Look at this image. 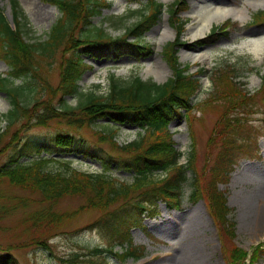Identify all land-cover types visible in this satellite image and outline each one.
<instances>
[{
	"label": "trees",
	"instance_id": "1",
	"mask_svg": "<svg viewBox=\"0 0 264 264\" xmlns=\"http://www.w3.org/2000/svg\"><path fill=\"white\" fill-rule=\"evenodd\" d=\"M46 1L54 4L62 16L53 25L48 38L40 42L26 40V21L15 0L12 2L15 28L11 27L0 9V58L9 65L13 78L24 79V85L19 92L20 88L7 86L10 79L0 77V91H6L15 104L8 113L11 122L30 115V105L23 106L17 97L25 88H30L31 91L35 89V81L40 78V63L43 59H54L62 48L59 85L53 89L47 83L46 87L59 93L63 108L59 110L50 100L44 103V111L36 117L38 124L42 125L54 118L69 117L70 113H74L78 115L75 119L70 118V125L81 127L107 116L113 122H132L144 128L146 133L139 140L123 147L131 154L130 159L123 160V168L134 174L131 183L121 182L105 173L94 174L77 170L69 161L63 162V167L56 170L50 167L52 160L48 158L20 162L19 155H27L34 150L41 151L39 144L30 141L24 143L14 157L11 156L0 166V183L6 180L14 187L38 193L40 201L49 204L30 214L27 221H45L57 226L63 219L77 212L57 213L53 211L52 205L65 197L82 198L85 200L86 209L106 212L90 226H99L108 237V243L106 248L93 247L85 258L76 253L73 259L63 261L72 264H106V258L110 254L122 262L130 258L139 259L144 255L145 248L134 243L131 228L141 218L158 214L160 202L170 209L180 208L185 186L189 184L191 202L196 203L203 199L208 205L218 227L227 264H254L264 250L262 246L255 248L249 262L248 251L234 242L230 248L227 246L228 241H233L236 237V221L232 215L234 209L228 205L227 194L219 187L221 183L229 181L230 173L235 170L241 158L256 155L257 138H252L251 131L244 126V120H248L245 114L253 111L250 107L254 97L233 81L225 65L215 70L208 98L209 101L219 103L223 113L207 143L208 159L199 167L193 115L200 105L195 97L203 87L201 74H205L206 70L200 69L192 73L189 64L183 65L179 61V49L185 45L181 40L184 22L180 18V12L187 8V1L176 0L168 7L170 21L178 24L177 38L167 42L162 51L172 70L169 79L158 83L144 80L139 75L128 80H119L112 75L109 91L103 96H98L93 91H82L79 82L85 71L92 66L86 63L81 53L94 51L119 57L130 52L138 59L150 56L153 47L143 38L161 20L163 5L157 0H137L141 3V8L131 10V13H139L140 18L127 26L124 33L112 35L104 27L92 23V18L101 15L105 8L111 7L108 0ZM126 17L120 16L119 21H124ZM256 22L264 23V11L256 15ZM77 29L81 34L79 38L74 34ZM228 34L226 30L220 34L214 29L206 40L199 41L198 44L215 42L221 35ZM129 36L134 40H128ZM67 96H78V104L72 106L67 101ZM178 117L187 120L191 132L192 144L185 164L179 161L181 151L177 149L174 132L170 129V124ZM115 131L110 130L106 137H113ZM4 135L5 133H0V142ZM242 135L247 138H240ZM74 140V136L69 133H59L56 144L68 149ZM121 201L122 205L109 210ZM35 240L36 244L49 248L47 239L38 237L32 239L31 244ZM117 247H121V250ZM11 248L3 249L5 254L0 253V264H20L9 251Z\"/></svg>",
	"mask_w": 264,
	"mask_h": 264
},
{
	"label": "rangeland",
	"instance_id": "2",
	"mask_svg": "<svg viewBox=\"0 0 264 264\" xmlns=\"http://www.w3.org/2000/svg\"><path fill=\"white\" fill-rule=\"evenodd\" d=\"M17 1L27 21L26 38L31 42L46 40L51 27L61 17V12L46 0ZM109 1L111 7L104 9L100 16L92 18L93 25L102 26L106 32L118 35L124 33L127 26L140 18L139 13H131V9L135 10L140 7L136 0ZM158 1L169 5L174 0ZM187 1L189 6L182 12L186 21L183 39L189 43L194 40L188 38L187 33L200 23L202 16L210 8L214 11L224 6L234 8L246 6L248 9L247 16L240 19L229 16L226 20H213L212 27H215L222 24L223 20L227 22L230 19L234 24L230 35L221 37L214 44L186 45L181 48L180 60L184 63L190 62L192 72L201 67L208 70L202 76L203 88L195 97V100L200 101V105L193 115L199 167H202L208 159L207 143L223 113L222 106L217 102L209 101L208 98V90L213 81L212 72L224 64L229 74H239L235 81H239L241 86L254 97L252 100L254 110L246 115L248 120H244V126L251 131L252 138H257L259 156L256 154L252 158H241L231 174L230 182L220 185V188L228 194L229 205L234 208V218L237 222V237L233 238V241H228L227 244L230 247L234 242L250 252L260 242H264V236L262 238L264 234V88H261V76L264 75V54L263 57L257 58L245 48L241 49L239 45L243 41L264 38V25L251 23L253 15L264 10V0ZM257 4L260 6H256ZM0 8L4 10L8 21L14 26L11 1L0 0ZM120 16L127 17L124 21H119ZM166 23H170L168 12L162 15L157 27L146 33L144 41L151 43L154 51L146 58L138 59L130 52L123 53L119 57L113 54H98L94 51L82 52L81 55L86 63L92 65V68H88L83 75L82 91H93L99 96L106 95L112 75L119 80H128L134 75L151 81L167 80L172 75V71L162 56L161 47L168 40L175 38L177 33L170 24L166 26ZM165 29L168 34L164 33ZM79 33L80 30L77 29L74 33L75 37L79 38L81 36ZM133 39L132 36L128 37L130 41ZM62 50V48L58 50L54 59L42 58V62H39L40 78L35 81L34 91L29 92L31 98L29 99L26 93L20 97L23 105L30 103L32 108L30 115L20 118L15 123L11 122L7 113L13 108L12 99L6 92L0 91V133H5L0 142V166L5 164L11 156L14 157L24 143L30 141L41 145V152L34 150L27 155H19L20 162H30L41 156L69 159L72 160L70 162L72 167L76 169L91 173L105 172L119 181L132 182L134 174L123 168V160L130 159L131 154L121 147L136 137L135 140H139L138 135L141 129L134 123L129 121L116 123L106 116L92 124L85 123L80 127L76 124H69L70 118L75 119L78 115L70 113L69 117L54 118L42 125L38 124L36 115L44 109V102L50 100L53 106L60 110L63 108L59 93L51 92L46 87L47 83L54 89L58 86ZM159 59L166 67L163 77L157 74L160 69ZM6 71L8 68L0 60V73ZM13 80H10L9 86L15 87L21 84V79ZM78 101V97H68V102L73 106ZM112 129L116 130L113 140L112 137H106ZM171 129L175 133L176 146L182 151L180 163H186L187 153L192 144L186 119L176 118L171 124ZM59 133H69L74 136L75 140L70 148L64 149L56 144ZM240 138L247 137L242 135ZM216 152L217 149L213 153ZM50 167L59 169L62 164L59 161H52ZM184 190L185 198L180 210L181 214L169 210L161 203L157 216L145 217L132 227L131 235L134 243L146 247L145 255L141 259H128L120 262L116 257H109L106 259L107 264H227L223 255L224 247L221 245L216 225L209 215L206 204L202 200L197 204L190 203L189 184ZM23 200L26 201L25 204ZM122 204L123 201L118 202L109 210ZM85 205V200L82 198L65 197L52 205L53 211L61 214L77 212L76 214L63 219L57 226L45 221L34 223L27 221V217L49 204L42 203L38 193L14 187L6 180L1 182L0 253L5 254L3 249L12 247L9 251L20 264H72V262L63 260L73 259L76 253L80 254L81 258H85L95 246L105 248L108 237L99 226H90V224L106 212L86 209ZM81 207L83 210H80ZM38 237L47 239L50 248L36 244V240L34 244H31V240ZM117 249L121 250V247ZM192 251L198 255L197 261H193ZM255 264H264V253Z\"/></svg>",
	"mask_w": 264,
	"mask_h": 264
},
{
	"label": "bare ground",
	"instance_id": "3",
	"mask_svg": "<svg viewBox=\"0 0 264 264\" xmlns=\"http://www.w3.org/2000/svg\"><path fill=\"white\" fill-rule=\"evenodd\" d=\"M256 6H260L257 4ZM248 9L246 6L243 8H234V7H218L214 11L210 8L206 14H204L200 20V23L196 25L193 29L190 30V32L187 33V37L191 38L192 40H195L197 38L202 37L206 33L209 32L213 25V20H219V19H226V17H233L234 19H240L241 17L247 16ZM166 26H168L166 24ZM164 33L168 32L166 29L164 30ZM239 47L241 49H246L250 53H253L255 57L261 58L264 54V38H254L249 41H243ZM207 56L208 54H204ZM202 55L200 54V57ZM158 65L160 67L159 72L157 73L158 76L163 77L166 71L165 64L159 59ZM175 213L181 214V212L173 211ZM264 234L262 235L263 238ZM191 257L193 258V261L198 260V255L196 253H193Z\"/></svg>",
	"mask_w": 264,
	"mask_h": 264
},
{
	"label": "water",
	"instance_id": "4",
	"mask_svg": "<svg viewBox=\"0 0 264 264\" xmlns=\"http://www.w3.org/2000/svg\"><path fill=\"white\" fill-rule=\"evenodd\" d=\"M160 81V80H159Z\"/></svg>",
	"mask_w": 264,
	"mask_h": 264
}]
</instances>
